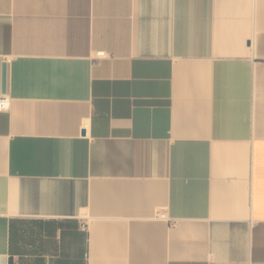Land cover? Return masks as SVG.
<instances>
[{"label":"crops","instance_id":"0c3cea01","mask_svg":"<svg viewBox=\"0 0 264 264\" xmlns=\"http://www.w3.org/2000/svg\"><path fill=\"white\" fill-rule=\"evenodd\" d=\"M2 97L0 264H264V0H0Z\"/></svg>","mask_w":264,"mask_h":264},{"label":"built area","instance_id":"2783aa9c","mask_svg":"<svg viewBox=\"0 0 264 264\" xmlns=\"http://www.w3.org/2000/svg\"><path fill=\"white\" fill-rule=\"evenodd\" d=\"M104 53H101L100 56H104ZM11 108V99L8 97L0 98V112H6Z\"/></svg>","mask_w":264,"mask_h":264}]
</instances>
